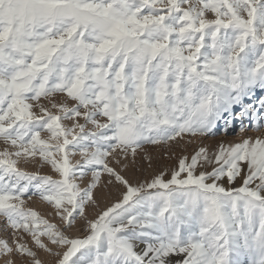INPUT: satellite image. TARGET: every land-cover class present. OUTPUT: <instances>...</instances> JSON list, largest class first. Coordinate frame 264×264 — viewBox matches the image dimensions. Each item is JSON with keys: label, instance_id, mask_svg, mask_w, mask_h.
Returning <instances> with one entry per match:
<instances>
[{"label": "rangeland", "instance_id": "1", "mask_svg": "<svg viewBox=\"0 0 264 264\" xmlns=\"http://www.w3.org/2000/svg\"><path fill=\"white\" fill-rule=\"evenodd\" d=\"M251 2L0 0V264H264Z\"/></svg>", "mask_w": 264, "mask_h": 264}, {"label": "bare ground", "instance_id": "2", "mask_svg": "<svg viewBox=\"0 0 264 264\" xmlns=\"http://www.w3.org/2000/svg\"><path fill=\"white\" fill-rule=\"evenodd\" d=\"M248 1V0H247ZM251 1H254V0H250V2ZM249 3V2H248ZM252 4H253V2H251ZM260 35V34H259ZM263 35H260V37H262ZM245 72H247V71H245ZM251 75V74H250ZM239 82L241 81L242 83H244L245 84V86H247V87H251V90H250V88L247 90V93H252V94H255V92H254V89L252 88V85L249 83V81H248V79H247V77H249V74L248 73H244L243 74V71H242V73H240V75H239ZM234 80V79H233ZM235 80H237V79H235ZM236 82V81H235ZM235 82H233L234 84H235ZM232 83V84H233ZM250 85V86H249ZM262 88H263V86H262ZM223 89V88H222ZM240 101H241V98H240ZM250 104L249 103H245V102H242L241 103V106H242V108H245V110H244V112H243V114L251 107V106H249ZM240 116H241V113L239 114ZM223 125V124H222ZM224 136H222V138H223ZM256 138V136L255 135H249V139L250 140H254ZM244 139H247L246 138V136H244L243 134H238V137H237V139H235V138H233V142L235 143L236 141H240V140H242V141H244ZM260 139H262V137H260L259 138V140ZM223 142H226L227 144H228V141H227V139H225ZM133 243V242H132ZM150 243H152V242H150ZM146 244V243H145ZM153 244V243H152ZM132 245V244H131ZM148 245H149V243H148ZM135 246V245H134ZM136 252V251H135ZM151 252V251H150ZM176 252V251H175ZM139 254V253H138ZM166 254V253H165ZM175 255V254H174ZM167 257H168V255H167ZM137 258V257H136ZM174 258V257H173ZM142 259H144V258H142ZM145 260V259H144ZM143 261V260H142ZM92 263V262H91ZM160 263V262H159Z\"/></svg>", "mask_w": 264, "mask_h": 264}]
</instances>
